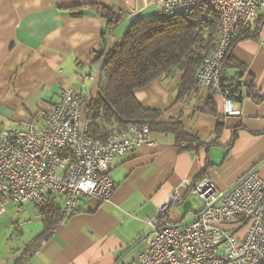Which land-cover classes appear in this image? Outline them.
Wrapping results in <instances>:
<instances>
[{"label": "crops", "instance_id": "0c3cea01", "mask_svg": "<svg viewBox=\"0 0 264 264\" xmlns=\"http://www.w3.org/2000/svg\"><path fill=\"white\" fill-rule=\"evenodd\" d=\"M161 2L0 0V128L40 114L66 88L94 98L105 63L97 54L109 50L137 20L160 14ZM95 6L112 7L120 21L107 30ZM224 73L226 84L239 87V115H224L222 96L198 83L178 98L182 71L136 88L134 96L144 108L158 110L163 122L178 119L201 146L181 149L171 133L152 131L151 143L113 160L111 198L81 197L79 211L55 231L56 223L49 229L32 203L8 204L0 216V264H21L43 240L25 264H132L148 235H154L149 221L171 191L184 198L177 207H167L163 225L193 219L192 202L198 200L187 195L185 184L202 173L222 191L252 170L264 178V100L251 98L253 93L264 96V7L249 32L234 42ZM206 101L214 114L200 110ZM54 204L60 207L61 201Z\"/></svg>", "mask_w": 264, "mask_h": 264}, {"label": "built area", "instance_id": "2783aa9c", "mask_svg": "<svg viewBox=\"0 0 264 264\" xmlns=\"http://www.w3.org/2000/svg\"><path fill=\"white\" fill-rule=\"evenodd\" d=\"M264 0H162L165 17L210 10L218 22L211 46L195 71L198 84L223 99L224 115H239L238 102L223 88V62L233 42L256 23ZM90 97L73 88L40 114L18 119L0 128V216L8 204L30 202L41 211L56 199L59 218L52 231L79 211L81 197L108 201L114 192L109 175L113 160L141 144L152 142L149 127L134 123L105 140H93L83 106ZM187 195L199 201L193 219L185 224L158 226L168 206L184 195L168 193L149 221L154 235L132 264H264V178L247 172L229 190H219L213 179L202 175L185 184ZM45 243L24 256L21 264Z\"/></svg>", "mask_w": 264, "mask_h": 264}, {"label": "trees", "instance_id": "16d2710c", "mask_svg": "<svg viewBox=\"0 0 264 264\" xmlns=\"http://www.w3.org/2000/svg\"><path fill=\"white\" fill-rule=\"evenodd\" d=\"M95 11L106 21L107 30L120 21L112 7L95 6ZM81 14V11L73 12V15ZM217 22V16L210 10H196L188 15L171 18L160 13L137 20L109 50L99 52L98 57H104L105 63L97 94L89 101L85 114L91 138L103 141L112 132H121L134 123H145L151 132L171 133L181 149L201 146L203 142L185 132L178 119L163 122L159 120L158 110L144 108L135 98L134 90L156 78L182 71L177 97L191 91L197 83L195 71L202 60V52L209 50ZM230 52L223 66L229 60ZM235 64L244 70L240 63ZM225 82L224 78L222 87L229 89L228 96L239 101L242 98L238 93L239 87L232 81L229 84ZM251 98L255 101L264 100L263 95L255 93ZM200 110L215 113L209 101L202 104ZM221 128L219 124L217 133ZM59 213L60 207L53 204L42 211L49 229L57 222ZM161 216L158 226H163Z\"/></svg>", "mask_w": 264, "mask_h": 264}, {"label": "rangeland", "instance_id": "374dc122", "mask_svg": "<svg viewBox=\"0 0 264 264\" xmlns=\"http://www.w3.org/2000/svg\"><path fill=\"white\" fill-rule=\"evenodd\" d=\"M195 204H196V206H198V205H199V202L196 201V200H195L194 202H192V206H193V208L196 207ZM172 205H174L173 207H177L175 204H172ZM174 210H175V208H173V210H172V212H171V216H174V215H173V211H174ZM181 211H182V207H180V208L178 209L177 214H179Z\"/></svg>", "mask_w": 264, "mask_h": 264}, {"label": "water", "instance_id": "95a60500", "mask_svg": "<svg viewBox=\"0 0 264 264\" xmlns=\"http://www.w3.org/2000/svg\"><path fill=\"white\" fill-rule=\"evenodd\" d=\"M232 187H233V186H232ZM232 187H231V188H232ZM231 188H229L227 191H229ZM168 226H169V224L167 223V221H164V226H163V227H164V228H167Z\"/></svg>", "mask_w": 264, "mask_h": 264}]
</instances>
